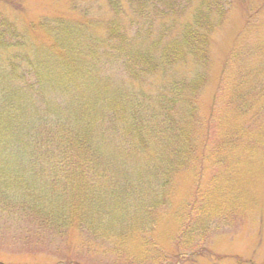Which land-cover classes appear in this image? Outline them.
I'll return each mask as SVG.
<instances>
[{
	"label": "trees",
	"instance_id": "16d2710c",
	"mask_svg": "<svg viewBox=\"0 0 264 264\" xmlns=\"http://www.w3.org/2000/svg\"><path fill=\"white\" fill-rule=\"evenodd\" d=\"M106 1L109 18L96 22L85 11L77 21L42 18L28 25L35 38L0 11V219H12L26 234L52 223L63 232L84 227L96 234L93 228L111 211L96 190L106 172L105 137L99 142L96 135L105 120L120 136L124 158L134 152L139 161L166 162L168 172L176 173V162L184 169L201 157L199 141L211 122L199 105L211 63L209 43L235 0ZM263 14L264 4L246 14L245 26ZM96 27L101 36L92 32ZM98 63L119 67L132 82L161 76L165 83L155 100L142 90L111 92L98 80ZM236 67L224 75L222 94L225 80L231 74L235 80L227 97L221 95L229 104L235 99L253 107L264 96V73L253 72L249 83L251 71L247 76L242 64ZM60 92L69 95L65 107L52 103L56 94L63 97Z\"/></svg>",
	"mask_w": 264,
	"mask_h": 264
},
{
	"label": "rangeland",
	"instance_id": "374dc122",
	"mask_svg": "<svg viewBox=\"0 0 264 264\" xmlns=\"http://www.w3.org/2000/svg\"><path fill=\"white\" fill-rule=\"evenodd\" d=\"M73 2L76 9L72 0H0V11L22 31L46 17L77 21L85 11L88 19L99 22L111 15L106 0ZM263 4L264 0H235L211 35L208 80L199 98L200 113L211 122L199 141V159L184 169L176 162L178 171L171 173L166 162L139 161L134 152L124 158L118 148L121 138L105 120L96 135L99 142L105 137L106 172L96 190L111 211L102 216L98 229L93 228L96 234L84 227L63 232L53 223L26 234L12 219H0V264H264V96L253 107L235 99L227 103L234 74L220 92L224 75L236 73L238 64L247 76L251 71L249 83L253 72L264 73V14L252 16L245 26L246 14ZM190 17L191 11L186 18ZM154 19L155 24L161 21ZM92 32L102 34L98 27ZM27 35L35 38L29 29ZM234 49L237 58L228 61ZM96 69L98 80L111 92L122 87L142 90L155 100L165 83L161 76L132 82L117 66L98 63ZM182 72L178 67L176 73ZM62 94L52 103L65 105L69 95ZM160 150L171 152L166 146ZM114 189L116 195L111 194Z\"/></svg>",
	"mask_w": 264,
	"mask_h": 264
}]
</instances>
